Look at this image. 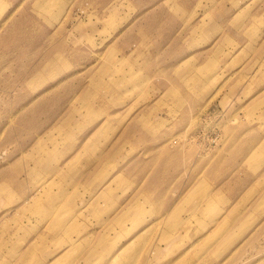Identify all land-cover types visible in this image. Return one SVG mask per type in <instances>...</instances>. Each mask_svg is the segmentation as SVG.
<instances>
[{"label":"rangeland","instance_id":"obj_1","mask_svg":"<svg viewBox=\"0 0 264 264\" xmlns=\"http://www.w3.org/2000/svg\"><path fill=\"white\" fill-rule=\"evenodd\" d=\"M65 245L264 264V0H0V264Z\"/></svg>","mask_w":264,"mask_h":264},{"label":"crops","instance_id":"obj_2","mask_svg":"<svg viewBox=\"0 0 264 264\" xmlns=\"http://www.w3.org/2000/svg\"><path fill=\"white\" fill-rule=\"evenodd\" d=\"M74 207L76 208V209H78V207L74 204ZM79 214V213H78ZM77 216V214L74 216V217H76ZM61 235H59L57 238H59ZM74 238H77V236H74V235H72ZM67 248V246L65 245V246H62V247H60V248H58L57 250H55V252H53V253H55V254H48V255H53L54 256V258H52V260H49L48 262H47V264H59V263H57V256H58V254H60V253H62L63 251H65V249Z\"/></svg>","mask_w":264,"mask_h":264}]
</instances>
